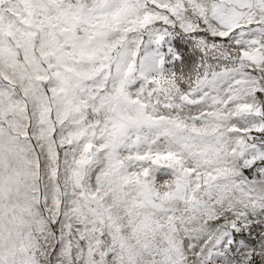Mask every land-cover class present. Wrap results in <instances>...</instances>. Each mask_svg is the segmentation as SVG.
<instances>
[{"label": "snow or ice", "instance_id": "6c2138e0", "mask_svg": "<svg viewBox=\"0 0 264 264\" xmlns=\"http://www.w3.org/2000/svg\"><path fill=\"white\" fill-rule=\"evenodd\" d=\"M0 264H264V0H0Z\"/></svg>", "mask_w": 264, "mask_h": 264}]
</instances>
